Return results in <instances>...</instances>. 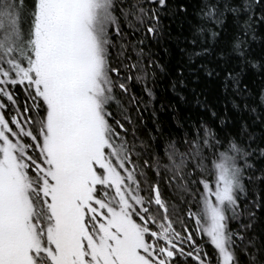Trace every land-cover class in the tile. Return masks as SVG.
<instances>
[{
  "label": "snow or ice",
  "instance_id": "1",
  "mask_svg": "<svg viewBox=\"0 0 264 264\" xmlns=\"http://www.w3.org/2000/svg\"><path fill=\"white\" fill-rule=\"evenodd\" d=\"M260 31L264 0H0V264H264Z\"/></svg>",
  "mask_w": 264,
  "mask_h": 264
},
{
  "label": "trees",
  "instance_id": "2",
  "mask_svg": "<svg viewBox=\"0 0 264 264\" xmlns=\"http://www.w3.org/2000/svg\"><path fill=\"white\" fill-rule=\"evenodd\" d=\"M179 22H177V25ZM177 25H173L174 28V35L179 33V28ZM259 37H264V31L258 32V39L253 42L252 44V55L256 58L262 65H264V40L260 39ZM172 52L173 55L171 57H165V60L169 63L171 67H174L176 62L180 59V55L178 50L175 47V44L172 45ZM244 82L249 85V88L252 90L254 94L258 93L261 88H264V68L262 69H253L249 68L244 74ZM164 84L168 83V80L163 81ZM203 79L201 81V87H204ZM209 92L206 93L209 95L210 103L219 110L222 108V103L217 102L221 97V92L217 85L208 84L207 85ZM138 95H143L141 91V86L139 84L135 85L133 89ZM185 94L188 95L186 90ZM157 94V101L155 102L154 106L158 111V118L162 125V132H156L155 134L160 137H167L169 133L175 135H183V129L177 127L176 119H174V115L179 117L181 120H188V119H196L198 118L202 112L201 110L192 106V104H184V103H177L178 97L175 96L170 90H165L164 87L156 88ZM164 100H171L172 103L175 105L177 111L174 113L172 110L168 111H159L161 99ZM189 99L191 97L189 96ZM146 121H147V129L154 130L156 125L153 123V118L151 117V108L148 112L145 113ZM147 129H142V131H147ZM256 131L259 132L260 129L257 127ZM257 189H253L255 192ZM165 195H168L167 189H164ZM243 264V258H242Z\"/></svg>",
  "mask_w": 264,
  "mask_h": 264
}]
</instances>
